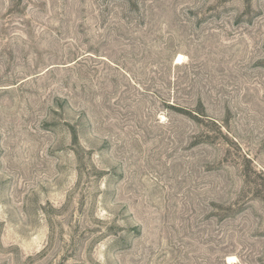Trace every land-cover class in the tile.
Wrapping results in <instances>:
<instances>
[{
  "label": "rangeland",
  "instance_id": "obj_1",
  "mask_svg": "<svg viewBox=\"0 0 264 264\" xmlns=\"http://www.w3.org/2000/svg\"><path fill=\"white\" fill-rule=\"evenodd\" d=\"M0 264H264V0H0Z\"/></svg>",
  "mask_w": 264,
  "mask_h": 264
},
{
  "label": "bare ground",
  "instance_id": "obj_2",
  "mask_svg": "<svg viewBox=\"0 0 264 264\" xmlns=\"http://www.w3.org/2000/svg\"><path fill=\"white\" fill-rule=\"evenodd\" d=\"M181 60H182V57L181 56H179L178 58H177V62H176V64H180L181 63ZM183 62V61H182ZM231 259V258H230Z\"/></svg>",
  "mask_w": 264,
  "mask_h": 264
}]
</instances>
